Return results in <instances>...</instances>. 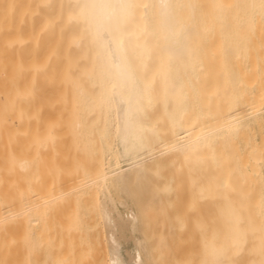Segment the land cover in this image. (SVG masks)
Returning a JSON list of instances; mask_svg holds the SVG:
<instances>
[{
	"label": "bare ground",
	"instance_id": "1",
	"mask_svg": "<svg viewBox=\"0 0 264 264\" xmlns=\"http://www.w3.org/2000/svg\"><path fill=\"white\" fill-rule=\"evenodd\" d=\"M260 21L264 0H0V264L84 254L92 217L109 264H128V239L129 264H150V217L175 209L180 264L251 252L254 143L241 159L238 137L264 109L239 70Z\"/></svg>",
	"mask_w": 264,
	"mask_h": 264
},
{
	"label": "rangeland",
	"instance_id": "2",
	"mask_svg": "<svg viewBox=\"0 0 264 264\" xmlns=\"http://www.w3.org/2000/svg\"><path fill=\"white\" fill-rule=\"evenodd\" d=\"M259 23L260 24L257 27L259 29L255 27L256 28L255 31L257 30L258 31L257 32L254 31V34L252 35L253 37L251 38L252 47L250 49L251 50V53L249 56L250 60L248 58V60L251 62H247V61L246 63L244 62V64H241L242 67L240 66L244 70L242 71H240L239 69L238 70L241 73V76L245 77V79L243 78L242 82L243 83L247 82L246 83L247 86L244 84L245 86L242 87L243 89L241 88L242 91L243 90L245 91V94L243 91L244 96L245 97L252 96V98L255 99V102L251 106L255 105L258 109L256 107L254 108L257 111L261 112L262 109H264V22L263 24L261 21ZM243 83L241 84V86L243 85ZM248 94H251V95L248 96ZM243 108L244 110L241 109V111H244V113H247L246 111L247 107H243ZM251 125H252L250 126L251 129H249L250 132H248L249 134H247V132L245 133V131L241 132V134H239L238 141L240 143L239 155L241 159L243 158L245 159L246 157V150L243 148L242 145L248 141L249 142L253 141L251 143L252 145L254 143L253 145L254 154H252L253 156L251 158L252 162L250 161L251 162L250 166L253 168V172H255L254 175H252V178L254 179V188H253L254 195L252 196L253 197L252 203L254 202L253 204L254 206H252L253 207L252 215H254L253 222H255V227H254V231H253L252 239H251L253 241V250L251 252L249 251L248 249L249 245L245 241L244 242L241 241L240 243H238V247H236L235 245V247L237 248V251L235 252L236 254L233 253L231 257H232L233 262L235 261L236 264H250L251 262L253 264H262L264 260V209L262 210L263 206H261L260 204L263 200L262 196L264 195V144H263L264 142V116H259L257 117V119L252 120ZM245 171H247L246 167H243L242 165L240 166L239 164L238 171L235 173V176H234L235 182H231L227 189L228 199L226 201V206L228 207L230 214L232 215V216L230 215V217L227 219V224H228V228L230 229V231L233 232V235L231 234L233 236V239L237 235L236 233L237 230L234 225L239 222L238 217L240 213H239L238 208H239V204L242 201V197H243L242 189L248 186V183L246 180L245 182L241 181L242 174ZM234 183H235V188H234ZM119 206H122V208ZM119 206H118V211L120 210V212H123V210L125 211L127 210V208L124 207L123 205L119 204ZM175 210H177L176 213H174L175 211L172 210L168 214H166L167 217L165 216V214H163L164 216L162 215L161 216L162 218H161L160 217L161 214H156V213L155 214L159 215V217L157 216L150 217V218L153 217V219H151L152 220L151 222L153 223V228L149 231L150 234H152L151 239H153L152 236L156 237L155 241L152 242L154 244L153 249L159 250V247H161L160 248V251H161L162 247L164 248L163 254L161 255H160L161 252L158 253L159 251L158 252L155 251L156 253H158V255L155 253L153 260L149 261V263L151 262L150 264H180L181 260L184 263L185 261L183 258H186L184 257V255H186V253L184 254V252H187L189 249H192L191 247L186 251L185 249H187V247L184 244L187 242L186 243L187 246L192 245V238L190 235L191 233L189 231L190 229L185 230L186 228H183L179 230L178 228L172 227L170 220L173 218V216L175 217L177 213L179 214L178 210L180 209H175ZM171 212H173L174 214L173 213L170 214ZM183 213L180 212V216ZM241 214H242V210H241ZM169 215L171 217H168ZM165 220H166V223H165ZM241 223H242V230H241V233H242L244 229L243 226H244L245 220L244 222L242 221ZM167 224H170V225L168 226ZM169 227L171 230H169ZM188 227L189 226L187 225V228ZM174 229H177L178 232L177 230L173 232ZM182 230H183V233H182ZM101 233H102L101 227L99 225H94V218L93 217L91 219L87 218V225L82 230V235L84 237V240L81 241V244L79 245V248H78L80 251L84 252V254H80V255L68 258L66 260H60V258H55V257H33L31 256L28 259L23 258V259L15 260L12 262V264H109L108 256L106 255L105 242L101 240ZM177 233H179L180 235H178ZM132 234H134V237L141 236L140 230H137L133 233L129 232L130 236ZM185 235L190 239H188L187 237L185 238L184 237ZM162 236H165V237L162 238ZM134 237L132 235V238ZM175 237H178L180 241H178V239ZM183 237L187 240H183L184 239ZM164 238L165 240L162 241ZM242 239L243 238L241 237V240ZM124 241L126 240L122 241L123 244H121V247H120L122 249L120 250H122L121 254L124 257V260L126 261V263L129 264L130 252L132 253V251L135 250L136 242L131 239H128V241L130 242H127V243ZM188 241L189 242L191 241L190 244H188L189 243ZM162 242H164V244ZM158 245L159 247L157 248L156 246ZM188 254L190 256V252ZM230 261L231 259L229 257L228 263ZM185 264H187V260Z\"/></svg>",
	"mask_w": 264,
	"mask_h": 264
}]
</instances>
